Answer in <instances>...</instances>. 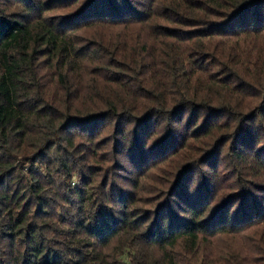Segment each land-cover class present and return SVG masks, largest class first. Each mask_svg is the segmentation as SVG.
<instances>
[{"label":"trees","instance_id":"16d2710c","mask_svg":"<svg viewBox=\"0 0 264 264\" xmlns=\"http://www.w3.org/2000/svg\"><path fill=\"white\" fill-rule=\"evenodd\" d=\"M21 1L0 8V264H178L260 224L264 0Z\"/></svg>","mask_w":264,"mask_h":264},{"label":"rangeland","instance_id":"374dc122","mask_svg":"<svg viewBox=\"0 0 264 264\" xmlns=\"http://www.w3.org/2000/svg\"><path fill=\"white\" fill-rule=\"evenodd\" d=\"M17 1L19 0H0V8L9 12H17L20 7L16 6ZM21 2H23L21 7L26 5L24 0ZM57 6H66V3ZM59 9H54L50 12L51 15L62 14L66 10L64 8ZM258 41L264 43V37H259L258 40L255 39L257 44ZM44 73L47 74L46 80L51 78V74L47 73V70H44ZM244 73H246L245 69L242 75ZM238 80H241V78ZM127 160H129V157L125 155L123 162L127 163ZM165 165H155L146 173V178L141 181L146 190L141 197L144 198L143 200H146L145 198L149 196L147 195L148 192L157 188L163 182L164 177L167 176L166 170H164ZM120 174H122L120 177L124 184H126V179H133L136 175V173L130 174L126 171H122ZM73 182L75 186H81L76 177H73ZM175 256L178 264H264V219L261 220L260 224L246 228L241 234L201 240L196 249H191L185 243H182L175 250Z\"/></svg>","mask_w":264,"mask_h":264}]
</instances>
